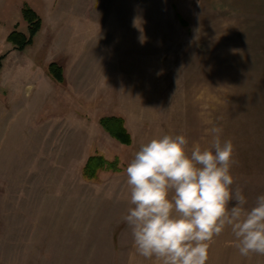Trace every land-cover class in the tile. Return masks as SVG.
Listing matches in <instances>:
<instances>
[{"label":"rangeland","instance_id":"1","mask_svg":"<svg viewBox=\"0 0 264 264\" xmlns=\"http://www.w3.org/2000/svg\"><path fill=\"white\" fill-rule=\"evenodd\" d=\"M199 1L0 0V264H26L25 246L49 248L48 264H133L125 169L164 134L184 135L190 152L221 128L233 191L247 208L264 195V60L237 43L232 11L219 21L216 0ZM24 8L43 26L21 52L7 37L28 33ZM109 116L131 145L102 128ZM94 155L113 167L88 179Z\"/></svg>","mask_w":264,"mask_h":264},{"label":"clouds","instance_id":"2","mask_svg":"<svg viewBox=\"0 0 264 264\" xmlns=\"http://www.w3.org/2000/svg\"><path fill=\"white\" fill-rule=\"evenodd\" d=\"M98 30H99V25ZM211 145L189 152L184 135L140 145L125 169L130 204L123 217L134 253L160 264H206L210 243L230 230L244 257L264 256V195L247 208L232 189L234 145L213 127Z\"/></svg>","mask_w":264,"mask_h":264},{"label":"crops","instance_id":"3","mask_svg":"<svg viewBox=\"0 0 264 264\" xmlns=\"http://www.w3.org/2000/svg\"><path fill=\"white\" fill-rule=\"evenodd\" d=\"M203 2L200 0L197 5L204 6ZM216 4L218 9L213 11L216 12L219 21L224 18V16H220L221 11H232L233 14L228 19L231 20L232 25L228 24L227 26L236 29L234 37H239L237 43H247L251 54L250 59L264 60V0H216ZM221 6H223L222 9ZM33 248L25 246V250H23L25 254L22 257L24 263L29 264L30 260V264H48L49 248L46 250H43V247ZM122 252L123 256H126L133 264H146L147 260L152 261L153 264H160L155 258L146 259L136 255L133 245ZM206 264H264V256H241L235 247L233 234L230 230H225L222 235L210 243L209 259Z\"/></svg>","mask_w":264,"mask_h":264},{"label":"trees","instance_id":"4","mask_svg":"<svg viewBox=\"0 0 264 264\" xmlns=\"http://www.w3.org/2000/svg\"><path fill=\"white\" fill-rule=\"evenodd\" d=\"M22 15L24 21L28 25V33L24 34L15 30L7 37V41L12 44L13 48L21 52L34 44L35 37L41 31L43 26L42 18L32 9L24 8ZM2 59L3 57L0 58V71L2 69ZM48 73L56 82L63 84V69L57 63H51L48 66ZM100 125L112 138L117 140L122 145H131L132 137L126 128L125 121L122 117H103L100 120ZM112 167V163L106 161L104 157L94 155L88 158L83 174L88 179H94L96 178L99 170L110 169Z\"/></svg>","mask_w":264,"mask_h":264}]
</instances>
